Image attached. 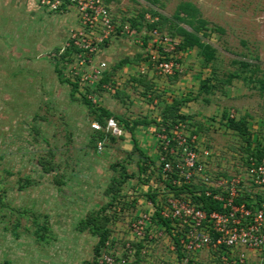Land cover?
Segmentation results:
<instances>
[{
  "label": "rangeland",
  "instance_id": "1",
  "mask_svg": "<svg viewBox=\"0 0 264 264\" xmlns=\"http://www.w3.org/2000/svg\"><path fill=\"white\" fill-rule=\"evenodd\" d=\"M104 1L118 22L152 9L189 30L174 16L181 4L190 2L198 8L208 22L205 41L218 51L214 66L219 88L213 94L199 95L200 81L210 71L202 70L194 51L184 58L179 78L154 77L155 86L145 96L146 87L129 81L138 68L117 67L126 58L136 60L142 51L133 38H116L100 57L115 68L123 95L103 93L101 104L132 124L143 118L159 120L161 107L171 98H190L181 112L197 126L186 125L188 133L197 131L212 149L216 176L238 175L246 167V144L226 127L225 116L246 121L252 134L264 122V0ZM76 14L73 8L55 13L31 6L29 0H0V264L92 260L98 238L80 232V222L109 203L107 188L124 166L135 176L122 186L121 202L106 213L113 216L112 234L120 233L136 213L129 207V196H136L137 202L147 183L139 178L142 158L134 138L154 159L155 123L137 127L132 135L120 122L123 136L100 141V150V142L93 143L94 109L75 97L65 81L67 60L58 64L62 74L58 73L55 58L77 27ZM163 29L171 30L169 24ZM236 62L250 66L245 69ZM230 74L235 77L227 85ZM156 91L162 99L152 102ZM261 131L264 136L263 126ZM43 226L47 230L41 239L37 231ZM164 249L158 243L155 251ZM250 264H264V253L251 254Z\"/></svg>",
  "mask_w": 264,
  "mask_h": 264
},
{
  "label": "built area",
  "instance_id": "2",
  "mask_svg": "<svg viewBox=\"0 0 264 264\" xmlns=\"http://www.w3.org/2000/svg\"><path fill=\"white\" fill-rule=\"evenodd\" d=\"M38 2L48 11L56 12L63 6L76 10L78 24L65 46L80 52L67 59V78L79 82V95L87 94L96 106L102 105L101 95L87 93L86 88H98L109 70L100 54L113 39L133 38L141 54L149 53V59L136 66L140 75L167 78L181 73L183 64L179 60L191 53L176 54L179 40L158 30L149 32V44L144 48L142 38L129 24L121 26L114 21L104 0ZM146 18L151 22L158 19L149 14ZM103 88L115 92L113 85ZM92 128L117 136L123 134L114 118L108 119L106 126L94 122ZM186 128L185 124L175 125L170 131L154 128V159L142 176L143 183H147L142 185V196L137 202L136 196L128 198L129 207L136 213L123 231L111 234L98 264H250L251 254L264 253V156L250 157L248 165L236 176H216L211 168L212 149L200 134H190ZM98 148L103 149L102 142ZM187 185L203 186L204 194L218 202L222 210L202 209L193 197L202 192L175 194V189ZM150 194L157 198L152 199ZM247 195L248 200L240 201ZM157 213L170 222L171 229L167 231L162 222L155 223ZM158 243L165 245L163 252L155 251Z\"/></svg>",
  "mask_w": 264,
  "mask_h": 264
},
{
  "label": "trees",
  "instance_id": "3",
  "mask_svg": "<svg viewBox=\"0 0 264 264\" xmlns=\"http://www.w3.org/2000/svg\"><path fill=\"white\" fill-rule=\"evenodd\" d=\"M151 2V4H157L159 0H148ZM105 2V1H104ZM106 4V2H105ZM107 5V4H106ZM108 6V5H107ZM110 8V6H108ZM111 10V8H110ZM68 9L63 6L61 9L56 11L55 13H65L67 12ZM53 12V11H50ZM112 12V11H111ZM185 14V18L182 17V14ZM151 15L153 18H158L157 21L151 22L149 21L146 16ZM113 15V14H112ZM160 18H159V17ZM114 17V16H113ZM174 18L179 21V22H185L188 24L191 28V30L186 29L182 26H179L178 24H172L170 20L164 16H160V14L156 13L155 11L151 10H143V12L139 13L138 15L131 17L127 21H120L118 22L116 18H114L115 22H118L121 24V26H124L126 24H129L131 28L136 31V33L139 34L140 38H142L144 42V48L147 47L149 44V32L153 30H158L163 35H168L172 38H176L179 40V46L177 48L176 54L178 55L181 52L187 53V52H196L198 58L202 60V70H209L208 76L206 78H203L200 81L199 84V95L200 94H213L216 89L219 88V81H218V76L216 74L214 62L217 60V49L210 44L209 42L205 41V38L208 37V34L206 32V28L208 26V22L203 20L201 18L200 11L198 8L190 3H184L181 4L178 7V10L174 16ZM166 24L170 25V32L168 33L163 29V26ZM137 45V44H136ZM139 46V45H137ZM72 47V48H71ZM63 46L62 48L58 49L57 52V57L55 58L57 60V69L58 73L61 75L62 70L59 69L58 64L62 63L63 61H66L67 59L71 58L73 55L79 53L80 51L71 46ZM140 47V46H139ZM109 48L107 46H103V50ZM161 50V49H160ZM146 54V55H145ZM145 54H139L135 58L136 60L126 58L122 62H120L117 67L124 68L126 65L127 67L131 66H137L139 65L143 60L145 61L146 59H149V53ZM168 60L169 56L166 54H163ZM184 56L182 60H179L182 64L184 61ZM134 62V64L132 63ZM238 63V62H236ZM242 68L247 69L250 64L247 62H240L238 63ZM130 66V67H131ZM126 67V68H127ZM212 68V69H210ZM180 73H176L173 76L175 79L179 78ZM131 83L135 84L138 86H144L147 88L146 92L144 93L145 96L147 95V92H149L152 89V86H155L153 78L155 76H151L150 74H136L129 76ZM167 77V78H170ZM235 74H230L225 80V84L230 85L232 80L234 79ZM152 80H150V79ZM65 79V78H64ZM63 80V79H62ZM119 78L118 74L115 70V68L112 70L109 67V70H107L104 74V77L101 79L100 83L98 84V88L92 90L90 87H87V93H91L92 91L99 93L100 95L103 93H109L113 94L114 98L121 97L123 95L122 92V87L119 85ZM66 82H68L71 86L72 89V94L75 97L81 98L85 102L86 105L89 107L93 108L94 115H95V122H99L103 126H106L107 120L110 118L116 119L119 123L120 122H125V126L127 129L130 130L131 134L134 135V132L137 127L139 126H144V125H149L151 123H155L156 127H165L167 131H170L175 125H180V124H185L188 125L189 127H194L197 126L195 123L193 124L192 117L186 116L183 114L182 108L183 106L190 101V98H182V97H176V98H171V100H167L164 103V106L161 107V112L159 116V120L156 119L153 120L152 122H148L147 118L143 119H137L132 122V124H129L128 122L124 121L122 118H118L115 116V114L109 110L108 108L104 107L103 105L96 106L93 104V102L88 99L87 94H81L79 95V87L80 83L79 82H72L69 78L67 80L65 79ZM113 85L115 92H107L103 88V85ZM261 84L264 89V81L261 80ZM126 98L129 97V95L124 94ZM161 94L159 91H156L155 96L151 97V101H160L162 97L160 98ZM227 119V124L226 127L234 132H237L239 135L242 136L245 146L244 150L246 152V159L245 163L248 165V160L250 157H258L261 158L264 156V136H260L257 140H254L252 132L250 131V128L248 126V123L243 120H238L235 119V117H231L230 115L225 116ZM120 125V124H119ZM120 128L122 129V126L120 125ZM195 128V127H194ZM197 131L192 132V134H197ZM123 135H120L122 137ZM111 137V140L115 141L116 136L113 135L112 133H105L102 131H96L94 130V135H93V143L98 144L100 141H103L105 138ZM134 147L137 151L140 152V156L142 158L140 164H139V178L141 181H143V175L147 173V171L150 168V163L152 162L151 158L143 152L138 144L137 140L134 138ZM146 155V156H145ZM45 168V166H44ZM134 174H130L127 169L122 166V170L120 171V174L118 177H114L111 180L110 186L107 188V195L111 196V200L109 203L104 206L101 210H99L96 213L91 214L88 218L85 220H82L79 225V231L84 232V231H89L91 234L96 236L98 238V242L94 248V257L92 260L86 261L83 264H98V259L102 255L105 249V245L107 240L110 238L112 234V228L111 225L113 224V216L107 215L106 213L116 207L117 204L121 202L122 195H121V188L122 186L127 183L128 181L132 180L134 178ZM23 187V186H21ZM175 194L177 196L186 194V193H192L193 195L199 192H202L200 195H194V201L204 210L211 211V210H218L221 211V206L218 202H215L211 197H207L204 194L205 188L203 186H197V185H187L184 186L181 189H175ZM150 197L152 199H156L157 195L156 194H150ZM248 200L249 197L244 196L243 198L240 199V201L243 200ZM118 207V206H117ZM116 212V211H115ZM158 221H155V223H164L165 226L167 227V231L171 229V225L169 221L162 220L161 216L159 213L156 214V218ZM47 230V226H43V228H39L37 231L38 238H43L41 235L42 232ZM136 264H139V262H136Z\"/></svg>",
  "mask_w": 264,
  "mask_h": 264
},
{
  "label": "crops",
  "instance_id": "4",
  "mask_svg": "<svg viewBox=\"0 0 264 264\" xmlns=\"http://www.w3.org/2000/svg\"><path fill=\"white\" fill-rule=\"evenodd\" d=\"M37 1L38 0H29V4L31 5V6H34V7H36V8H42L40 5H39V3H37ZM44 9V8H43ZM77 24H78V19H77ZM69 38V37H68ZM67 42V41H66ZM66 44V43H65ZM107 49H109V48H107ZM134 68L136 67V66H133ZM125 73V72H124ZM264 127V123L263 122H260V124L257 126V132H255L254 133V135H253V138H254V140H257L260 136H261V134L260 133H262V131H261V127Z\"/></svg>",
  "mask_w": 264,
  "mask_h": 264
}]
</instances>
